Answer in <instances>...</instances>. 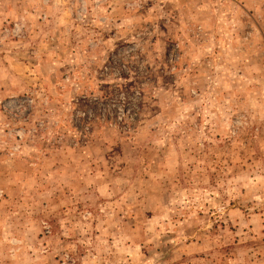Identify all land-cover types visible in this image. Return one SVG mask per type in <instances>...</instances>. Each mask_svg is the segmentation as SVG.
<instances>
[{"label":"rangeland","instance_id":"rangeland-1","mask_svg":"<svg viewBox=\"0 0 264 264\" xmlns=\"http://www.w3.org/2000/svg\"><path fill=\"white\" fill-rule=\"evenodd\" d=\"M0 264H264V0H0Z\"/></svg>","mask_w":264,"mask_h":264}]
</instances>
